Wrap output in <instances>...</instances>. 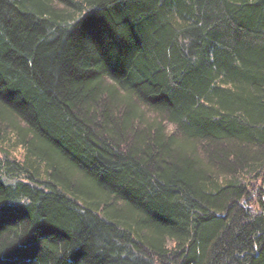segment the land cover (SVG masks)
I'll use <instances>...</instances> for the list:
<instances>
[{"label": "trees", "instance_id": "trees-1", "mask_svg": "<svg viewBox=\"0 0 264 264\" xmlns=\"http://www.w3.org/2000/svg\"><path fill=\"white\" fill-rule=\"evenodd\" d=\"M0 264H264V0H0Z\"/></svg>", "mask_w": 264, "mask_h": 264}]
</instances>
